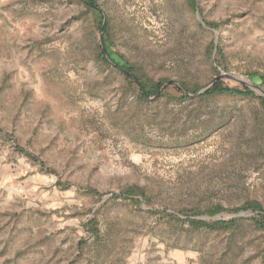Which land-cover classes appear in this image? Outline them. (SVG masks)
<instances>
[{
	"label": "rangeland",
	"instance_id": "374dc122",
	"mask_svg": "<svg viewBox=\"0 0 264 264\" xmlns=\"http://www.w3.org/2000/svg\"><path fill=\"white\" fill-rule=\"evenodd\" d=\"M97 1L110 51L152 77L206 86L222 71L225 84L243 87L254 84L246 71L264 73V0H197L200 11L188 0ZM97 15L81 0H0V264H264L256 212L197 217H241L234 231L194 229L164 212L264 205L257 101L219 98L231 117L212 134L178 129L167 114L182 106L166 100L163 124L115 125L111 112L135 94L98 57ZM210 40L221 51L211 59ZM131 184L146 186L150 203L114 196Z\"/></svg>",
	"mask_w": 264,
	"mask_h": 264
},
{
	"label": "trees",
	"instance_id": "16d2710c",
	"mask_svg": "<svg viewBox=\"0 0 264 264\" xmlns=\"http://www.w3.org/2000/svg\"><path fill=\"white\" fill-rule=\"evenodd\" d=\"M81 1L84 2L89 11H94L101 18L99 29L103 38L102 42L97 46L98 57L111 72L115 71V69H120L124 76L126 92L132 91L135 94V100L132 103L127 102L128 100L125 99L126 103H128L126 107L121 104L111 112L110 119L115 125L123 128L129 125L130 120L134 118L140 128L138 130H141V126L145 124L158 123L161 117L159 124H163L166 115L162 113L163 111L160 108V102L162 100L175 101L182 106L180 113L171 112L167 114L168 120L176 122L178 129L183 131L192 129L194 133L198 132L199 134H212L217 129H223L224 125L229 121L231 114L227 110L221 109L217 103V100L223 96L256 100L261 112L264 114V98L257 95L248 86H231L219 79L205 91L198 93L204 86V83H188L184 80L176 83L173 80L170 81L167 77L155 78L138 70L136 64L110 51L109 46L112 44V38L109 34V22L106 21L99 2L97 0ZM188 2L193 9L200 11L197 0H188ZM104 20L105 25L103 27ZM204 22L208 27L216 30L222 25L221 21L204 20ZM220 52V48L215 44L214 40H210L206 45V54L210 59L213 55L217 56ZM211 67L213 75H217L220 72L219 67H222V62L215 60L211 64ZM245 74L253 80L257 87L264 89L263 72L246 71ZM221 112L222 114H219ZM18 148L28 157H33L30 153L25 152L23 148ZM84 189L90 194L100 195V192L94 187L87 186ZM151 195V191L146 186L131 184L122 188L114 196H124L131 199L134 203L141 204L142 202L150 203ZM246 210H252L257 213V215L252 217L251 222L256 230L264 234V205L262 202L256 200L248 201L241 206L233 208H226L221 204H215L206 208L204 211L197 210L196 208L181 207L175 208L173 212H167L166 210L164 212H166V216L173 219H180L179 215L187 216L189 225L194 229L207 228L212 230L234 231L241 226L243 221L241 217L214 221H207L197 217L204 214L216 215L224 211L239 213ZM88 229L91 235L96 238L100 237L101 234L96 219H92L88 223ZM262 249H264V246Z\"/></svg>",
	"mask_w": 264,
	"mask_h": 264
},
{
	"label": "water",
	"instance_id": "95a60500",
	"mask_svg": "<svg viewBox=\"0 0 264 264\" xmlns=\"http://www.w3.org/2000/svg\"><path fill=\"white\" fill-rule=\"evenodd\" d=\"M105 25V20L103 21V27ZM106 54V51H105ZM108 57V55H107ZM109 58V57H108ZM225 76H229L228 73L225 72H220L219 75L215 76L206 86L202 87L198 93H201L203 91H205L207 88H209L213 83H215L217 80L222 79ZM246 82V81H245ZM248 87H250L251 89H253L259 96H262L264 98V90L257 87L255 84H253L252 82L248 83Z\"/></svg>",
	"mask_w": 264,
	"mask_h": 264
}]
</instances>
